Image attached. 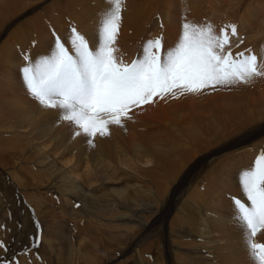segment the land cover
<instances>
[{"label":"rangeland","instance_id":"1","mask_svg":"<svg viewBox=\"0 0 264 264\" xmlns=\"http://www.w3.org/2000/svg\"><path fill=\"white\" fill-rule=\"evenodd\" d=\"M11 1L0 0V61L3 60L2 64L6 65H0V106L14 110L12 113L7 111L10 113L7 116L9 124L5 122L0 130V225L4 226L0 228V241H5L9 247L6 255L0 252V261L6 264H14L17 260L18 264H222L216 249L226 247L225 251H221L223 254L235 234L244 235L239 227L241 225L234 218L232 199L238 197L246 206L249 203L242 194L240 174L252 169L256 158L264 154V107L250 104L252 101L248 97H252L250 93H255L260 87L262 78H255L249 84L218 86L204 89L199 94H188L185 99L195 95L200 109L207 112L204 114L209 117L205 118L208 120L206 130L201 129L199 124L189 123L185 109L181 112H158L150 121V104H146L132 109L131 118L123 121V127L109 125V135H97L91 138L92 144H89V137L74 135L78 130L61 120L58 110L45 111L26 93L20 74L25 65L21 53L29 54L32 61L50 55L54 49L53 31L71 53V27L77 28L90 47L95 49L98 24L111 5L107 0H81L83 4L75 7L80 15H74L60 0H17V10L13 12L8 9ZM149 1L143 0L145 6L153 5L154 10L149 11L152 15L139 23V26L143 25V31L128 40L125 46L120 40L124 27L120 26L121 35L118 34L114 47L117 49L115 56L124 64H131L142 56V46L149 40L161 38L163 50L173 49L182 35L184 23L211 25L210 21L220 12L217 14L220 15V24L213 25L219 35L220 30L228 25L241 26L240 21H234L236 18L254 19L251 13L254 5L237 14L235 0H215V3H211L213 0H179L177 8L181 18L174 23L170 13L172 11L173 14V2L176 0H155V4L153 0L152 3ZM232 2L235 3L232 6L236 14H232ZM84 4L87 8L82 9ZM197 4L196 15L193 18L190 15L191 20L188 17L187 22L190 9ZM228 4L231 8L227 7ZM53 5L58 6L50 9ZM216 6H222V11ZM135 7L137 5L132 0H125L121 15L135 13ZM157 7H160L159 10ZM213 8H216L215 11ZM228 31L230 35V29ZM241 40H233L228 46L231 50L226 47L224 51L236 49L248 54L251 50L260 63L264 51L253 46L241 49L245 43ZM234 51L232 54L236 56ZM260 66L264 70V65ZM262 82L264 89V80ZM11 88L22 94L10 95ZM258 91L262 90L259 88ZM219 92L225 95L235 93V101L226 100L228 102L225 103L224 100V103L241 108L238 111L229 109L226 124L211 115L215 111L210 112L211 103L215 100L213 96ZM23 94L35 106L28 127L20 126L15 114L16 110L27 109V106L20 105L25 103L18 98ZM170 98L169 102L166 101L168 97L164 98V103L178 100ZM156 99L151 103L153 107L161 100ZM193 119L197 121L195 116ZM9 126L13 128V139L3 134L10 132L5 130ZM143 133L151 139L156 138L161 144L154 147L158 155L153 152L148 156L151 165L133 162V168L128 169L115 163V151L122 154L129 152V158H132L134 148L145 155L150 152V144H145V141L142 145L137 144ZM127 134L136 135V147H128L122 139ZM16 136H20L21 142L12 147L14 142L11 140H15ZM171 137L181 138L182 144L175 147ZM197 138L207 139L205 150L199 149ZM39 147H44L45 151L40 152ZM77 152L81 153V158H73L72 164L74 160L76 164H84L88 160L96 167L93 172L95 179L87 184V192L78 183L70 182L63 176V171L52 165L56 160L61 164L60 158L69 157L66 154ZM105 169L107 173H103ZM218 213L223 217H219ZM218 217L226 220L224 222L228 225L220 233L211 223ZM229 225H236L238 231L233 232V226ZM262 236L264 229L252 238L253 242L264 243ZM37 242L38 247H33ZM86 256L88 258L84 259Z\"/></svg>","mask_w":264,"mask_h":264},{"label":"snow or ice","instance_id":"2","mask_svg":"<svg viewBox=\"0 0 264 264\" xmlns=\"http://www.w3.org/2000/svg\"><path fill=\"white\" fill-rule=\"evenodd\" d=\"M107 2L111 7L98 24L95 49L71 27V53L54 31L50 55L32 61L29 54L21 53L25 65L20 74L26 93L42 108L58 110L59 118L78 130L74 135L89 137V144L97 135H109V125L123 127L132 109L153 103L155 98L199 94L207 88L249 84L264 77L251 50L236 56L224 51L231 44L230 37L238 35L236 25L222 28L217 35L210 24L184 23L173 49L163 50L161 38L149 40L142 46V56L124 64L115 56L114 45L125 0ZM239 182L249 203L246 206L240 198H232L234 218L244 230L254 264H264V243L252 239L264 229V154L256 158L252 169L242 171ZM7 251L8 244L0 241V252L6 255Z\"/></svg>","mask_w":264,"mask_h":264},{"label":"bare ground","instance_id":"3","mask_svg":"<svg viewBox=\"0 0 264 264\" xmlns=\"http://www.w3.org/2000/svg\"><path fill=\"white\" fill-rule=\"evenodd\" d=\"M133 1V3H134V5H137V8L135 7L134 9H135V13H132V12H130L128 15H122V19H121V22H120V26L123 28L124 27V29H121V30H123V34H122V38H120V40H121V43H122V45H127L128 44V40L130 41V40H132V39H134L137 35H139V33H140V31L142 30L143 31V29L141 28V26H143V25H141V26H139V23L140 22H142L143 20L145 21V18L146 17H150V15H152V13L150 14V10H152L153 8L151 7V6H153V5H151L150 6V3H149V6L150 7H148V6H145V0H144V2H143V0H132ZM152 1V0H151ZM151 1H149V2H151ZM163 1V0H162ZM169 1V0H168ZM215 0H213V2H211V3H215L214 2ZM217 1V0H216ZM232 1V0H231ZM60 2L62 3V5H64V7L65 8H67V10H69V12L70 11H72L73 13H74V15H80L79 13V10H75V7H77L76 5L78 4L79 6L80 5H82L83 4V2L81 1V0H60ZM87 2V1H86ZM155 0H153V4H155ZM209 2V1H208ZM219 2H221V1H219ZM234 2V1H233ZM233 2L231 3V6H232V4H233ZM235 2H236V8H234L233 6H232V11H233V8L235 9V11H236V13L237 12H243L244 13V10H242V9H246V7H251L252 5H254V9L252 10V17H254V19L253 20H251L250 18H248V19H245V18H236V19H234V21L235 22H237V21H240L241 22V26H238V25H236V27H237V30H238V37L237 38H235L234 39V37H232V39H231V42H234V41H239V40H241L242 39V41H244L245 43L243 44V46H242V48L241 49H246V48H249V49H251L252 48V46L254 47V48H256V49H259V47L261 48L260 50H262V51H264V0H240V1H237V0H235ZM152 3V2H151ZM170 3V2H169ZM174 3V11H173V14H172V11H171V13H170V15H172V17L170 16V19H172L173 20V22L174 23H176L175 22V20L176 21H178L181 17L179 16V15H181V14H179V10H178V8H177V6L178 5H180L179 4V0H176V1H174L173 2ZM200 3V2H199ZM210 3V2H209ZM227 3H229V2H227ZM157 4V3H156ZM166 4H167V2H166ZM171 4V3H170ZM230 4V3H229ZM229 4L227 5V7L229 8L230 6H229ZM59 5V4H58ZM58 5H53L54 7H52V8H50V9H54V8H56ZM146 5H148V2L146 3ZM173 5V4H172ZM195 5V4H194ZM198 5L199 4H197L196 6H195V8H193V9H190V11H189V15H187V17H186V19H187V22L189 21L188 20V17L190 16V15H192V18L196 15V9H197V7H198ZM211 5V4H210ZM214 5V4H213ZM212 5V6H213ZM215 5H220V4H215ZM214 5V6H215ZM221 5H222V2H221ZM224 5V4H223ZM222 5V6H223ZM233 5H235V3L233 4ZM17 6H18V2H17V0H12L10 3H9V6H8V9H9V11H11V12H13V11H16L17 10ZM158 6V5H157ZM159 6H160V4H159ZM216 6V8H217V10H218V8H220V10L222 11V6L221 7H217ZM256 6H259V8L258 7H256ZM144 7V8H143ZM190 7V6H189ZM201 7V6H200ZM225 7V6H224ZM223 7V8H224ZM79 8V7H78ZM84 8H87V6H85V4H84V6H83V8L82 9H84ZM125 8H127V5L125 6ZM158 8V7H157ZM160 8V7H159ZM159 8H158V10H159ZM182 8V7H181ZM215 8V9H216ZM228 8L226 9L225 8V10H227V11H229L228 10ZM231 8V7H230ZM258 8V9H257ZM214 9V8H213ZM215 9H214V11H215ZM256 9V10H255ZM154 10V9H153ZM152 10V11H153ZM169 10V9H168ZM219 10V11H220ZM231 10V9H230ZM151 11V12H152ZM161 11V10H160ZM207 11V10H206ZM148 12V13H147ZM165 12H166V10H165ZM170 12V11H169ZM168 12V13H169ZM186 12V11H185ZM199 12V11H198ZM223 12H225L224 10H223ZM124 13H125V11H124ZM144 13H147V14H149V15H145ZM210 13V12H209ZM219 14H221L220 12H218ZM217 13V14H218ZM234 11H233V13L232 14H236ZM246 13V12H245ZM60 14V13H59ZM58 14V15H59ZM202 14V13H201ZM208 14V13H207ZM214 13H212V15H213ZM216 14V16H215V18H214V20L213 21H210L211 22V26L213 27V25L216 27L217 26V24L219 25L220 24V22H219V16L220 15H217ZM226 14H228V12L226 13ZM238 14V13H237ZM242 14V13H241ZM240 14V15H241ZM167 15V14H166ZM215 15V14H214ZM224 15V14H223ZM222 15V16H223ZM250 15V14H249ZM163 16V15H162ZM168 16V15H167ZM186 16V15H185ZM221 16V17H222ZM232 16V15H231ZM243 16V15H242ZM209 17V16H208ZM244 17V16H243ZM176 18V19H175ZM190 18V17H189ZM210 18V17H209ZM71 19V18H70ZM190 20H191V18H190ZM222 21V20H221ZM233 21V22H234ZM172 22V21H171ZM192 22V21H191ZM190 23V22H189ZM193 23H194V21H193ZM228 23V22H227ZM143 24H144V22H143ZM233 24V23H232ZM38 25V24H37ZM40 25V24H39ZM38 25V26H39ZM172 25H174L173 27H176L175 26V24H172ZM177 25H178V27H179V24L177 23ZM201 25H202V23H201ZM204 26V25H203ZM225 26V25H224ZM223 26V27H224ZM219 27V26H218ZM222 27L220 26V29H221ZM147 30V29H146ZM178 30V29H177ZM119 31H120V29H119ZM95 32V31H94ZM146 32V31H145ZM177 33V32H176ZM215 33H216V31H215ZM119 35H121V34H119ZM180 35V34H179ZM145 36V35H144ZM181 36V35H180ZM241 37V38H240ZM119 39V38H118ZM117 40V39H116ZM234 40V41H233ZM118 42V41H117ZM243 43V42H242ZM237 44V43H236ZM118 45H120V44H118ZM232 45V44H231ZM239 45V44H238ZM237 45V46H238ZM245 45V46H244ZM116 47V46H115ZM119 47V46H118ZM127 47V46H126ZM239 47V46H238ZM229 48V47H228ZM227 48V49H228ZM234 48H236V46L234 47ZM226 49V50H227ZM230 50H231V48H229ZM228 49V50H229ZM255 49V50H256ZM229 50V51H230ZM235 50V51H234ZM233 51H234V53L236 52V54L237 53H240V52H238V51H236V49H234ZM254 50V51H255ZM232 51V52H233ZM239 51H240V49H239ZM245 51V50H244ZM242 52H243V50H242ZM258 52H259V50H258ZM260 53V52H259ZM262 53V52H261ZM260 53V54H261ZM260 54H259V56H260ZM261 62L259 63L260 65H264V53H262L261 54ZM3 61V60H2ZM2 61H0L1 63H0V65L2 64ZM2 66H6L5 65V63H3L2 64ZM10 66V65H9ZM260 78H262V80H264V77H258L257 79H260ZM262 80H260V81H258V83L259 84H261V85H263V82H262ZM258 84V85H259ZM261 85H259L260 87V89L262 90V91H258V87L256 86L255 88L257 89V91L255 92V93H250L251 95H252V97H250V96H248L249 98H251L250 99V101H252V103H250V104H254L255 106L256 105H260V106H262L263 105V107H264V89H262V87H261ZM12 89V88H11ZM253 89V88H252ZM1 90V89H0ZM255 91V90H254ZM9 93H10V95H12V96H14V95H19V94H22V92H19V91H17V89H12V91H9ZM234 95H235V93H234ZM234 95H233V93L231 94V93H229V95H225V93H221V92H219V93H217V94H214V96H213V98L215 99L214 100V102H212L211 104V106H212V108L210 109V112H211V110H212V112L213 111H215L214 113H211V115L212 116H215V117H217V119H221V121L224 123V124H226L227 122H226V120H225V117H226V114L227 113H229V109L231 110V111H233V110H236V111H238V110H240L241 108H239V107H236V105H232V104H229V106L228 105H226L225 103L226 102H228V101H226V100H229V101H235L234 100ZM188 96V94L187 95H179L178 94V98H173L174 99V101L176 100V99H178L177 100V102H172L171 101V103H169V104H165L164 102H165V100L163 101V99H161L162 101H163V103L162 104H160L161 102V100H159L158 98V102H160L159 104H158V102L156 103V106L155 107H153L152 105H151V103H150V105H148V109H149V116H150V121L151 120H154V118H155V114H157L158 112H161V113H166V112H168V111H171V112H177V111H180L181 112V110H183V109H185V110H187V116H188V119H189V123H194V124H199V126L201 127V129H203V130H206L207 129V124H208V120H205V118H207L208 116H205L206 114H207V112H203L202 111V109H200V106L197 104V101H196V99L194 98L195 97V95H193V96H191V95H189V99H185L186 97ZM190 96H191V98H190ZM198 96V95H197ZM1 97V96H0ZM19 98V100H21V101H23L25 104H23V103H20V105L21 106H27V109H23V108H21L19 111H17L16 110V113L15 114H17V117H16V119H18V124L20 125V126H24V127H28L29 126V119L30 120H32L31 119V117H33V115H34V111H35V106H34V103L30 100V98L29 97H27L26 96V94H23L21 97H18ZM188 98V97H187ZM238 98V97H237ZM156 99V100H157ZM183 99H185V100H183ZM167 100H171V98L169 99V96H168V99H166V101ZM224 100H225V103H224ZM249 101V102H250ZM167 102H169V101H167ZM208 103V102H207ZM158 104V105H157ZM210 106V107H211ZM153 107V108H152ZM262 107V108H263ZM152 108V109H151ZM251 108V107H250ZM252 108H254V107H252ZM7 111H10V113H12V112H14V110H12L11 111V109H7L6 107H4V106H0V130H2L3 128H2V126L4 125V123L6 122L7 124H9L8 123V117L7 116H9L10 115V113L9 112H7ZM45 111H47V109L45 110ZM44 111V112H45ZM247 111V110H246ZM51 112V111H50ZM251 113V112H250ZM205 114V115H204ZM214 114V115H213ZM45 115V114H44ZM50 116H51V113H50ZM195 116V119L197 120V121H194V119H193V117ZM234 118V117H233ZM207 119H209V117L207 118ZM235 119V118H234ZM261 119V118H260ZM153 122V121H152ZM251 122V120H249V122L248 123H250ZM187 129V128H186ZM5 130H9L10 132H4L3 134H6V135H10L11 137H12V139H13V137H15L14 136V134H13V128H12V126H9V127H6L5 128ZM65 136V134H63V137ZM17 138H15V140H11V141H13L14 143L12 144V147H14V146H17L20 142H21V138H20V136H16ZM67 137V136H66ZM67 138H69V137H67ZM125 142H126V144H128V147H136V145H135V140H136V135H133V134H127V135H125V136H123V138H122ZM8 141V140H7ZM10 141V142H11ZM145 141V144H150V152L148 153V154H143L141 151H136L135 150V148L133 149V151L131 152L132 153V158H135V159H132V158H129L128 157V154H129V152H126V153H124V154H122L121 152H114V155H115V158H116V162L115 163H118V164H120L121 166H123V167H126V168H133V166H132V163L133 162H135V163H137V164H139L138 162H140L141 163V165H147L148 163L150 164L151 163V160L148 158V156H151L152 154H153V152H156V155H158V150L157 149H155L154 147L155 146H161V144L159 143V141L156 139V138H153L152 137V139L147 135V134H145V133H143L142 135H141V138H139L138 139V142H137V144L138 145H142L143 144V142ZM170 141L172 142V144H175L174 146L175 147H179L181 144H182V139L180 138V140H178V139H176V138H174V137H171L170 138ZM10 142H8V143H10ZM5 144H7V143H4V145ZM125 144V145H126ZM196 144L197 145H199L200 146V148L199 149H206L207 148V146H208V141H207V139H200V138H197L196 139ZM2 145H0V147H1ZM40 149V152H44L45 150V148L44 147H39ZM147 150H149L148 148H147ZM146 150V151H147ZM187 155H190L188 152H185ZM66 156H69L68 158H60L61 160H60V162H61V164L59 163V162H57V160H56V162L55 163H53L52 165H55L56 166V168L58 169V171H63L64 172V177L65 178H67V179H69L70 180V182H72L73 184H76V183H78L79 184V186H80V188L81 189H83V190H86V191H84V192H87V189L89 188V186L87 185L88 183H90V181H92V180H94L95 178H94V176H93V172L95 171V166H93L91 163H90V161H86V162H84V164H83V162H81L80 164H76V160H74L75 162L72 164V162H73V158H77V159H80L81 158V153L79 152H77V153H75V154H73V153H71V154H66ZM244 158V157H243ZM63 162V163H62ZM101 163H103V162H101ZM83 164V165H82ZM136 164V165H137ZM241 164V163H240ZM141 165H138V166H140L141 168L143 167V166H141ZM151 165V164H150ZM107 169H105L104 171H103V173H107V172H105ZM62 172V173H63ZM60 175H62V174H60ZM227 176V175H226ZM59 177V176H58ZM63 177V178H64ZM106 177V176H105ZM62 178V179H63ZM60 179V178H59ZM110 179V178H109ZM108 179V180H109ZM64 182H66L65 180H63ZM219 182V181H218ZM216 185V184H215ZM67 187V186H66ZM213 187V186H212ZM71 188V187H70ZM71 189H73V188H71ZM115 190H117V189H115ZM79 192V191H78ZM81 192V191H80ZM97 193V192H96ZM84 194V193H83ZM100 194V193H99ZM98 194V195H99ZM103 195V194H102ZM108 195V194H107ZM117 195V194H116ZM121 195H122V193H121ZM105 196V195H104ZM92 197V196H91ZM96 197V196H95ZM102 197V196H101ZM109 197H110V195H109ZM108 197V198H109ZM124 197V196H123ZM94 198V197H93ZM103 198V197H102ZM108 198H106V199H108ZM115 198V197H114ZM95 199V198H94ZM103 200V199H102ZM111 201V200H110ZM104 202V201H103ZM105 203V202H104ZM107 204V203H106ZM109 204H112V203H110L109 202ZM108 204V205H109ZM126 204V203H125ZM104 210H105V208H104ZM99 213V212H98ZM106 213V212H105ZM221 214V213H220ZM95 215V214H94ZM218 215H219V213H218ZM101 216V215H100ZM114 216V215H113ZM223 217V215H219V217ZM219 217H218V219H216V220H213V221H211V223L213 224V226L216 228V231L217 232H219L220 233V231L221 230H224V229H227L228 228V225H226L225 224V222L224 221H226V220H222V219H219ZM231 219V218H230ZM228 220V219H227ZM92 222V221H91ZM89 223H90V221H89ZM229 223V222H228ZM231 224V223H230ZM92 226V225H91ZM229 226H233V229H234V231L233 232H235V230L237 229V231H238V228L236 227V225H229ZM240 227V230L244 233V230L242 229V227L241 226H239ZM229 229H231V228H229ZM94 230L95 229H93V232H94ZM232 232V231H231ZM98 236V235H97ZM261 239L263 240L264 239V236H262L261 237ZM255 240H257V239H255ZM218 241H220V240H218ZM217 241V242H218ZM207 242V241H206ZM101 243V242H100ZM48 244V243H47ZM58 246V245H57ZM225 246V245H224ZM48 249V248H47ZM222 249L225 251L226 250V247L224 248H217L216 249V251L217 252H219V255L220 256H218L219 258H221V262H222V264H254V261L251 259V257H250V255H249V253H248V251H247V249H246V244H245V239H244V235L242 236V234H235L234 235V238H233V240H232V242H230V244H229V246L227 247V252H225V253H223V254H221V251H222ZM245 249V250H244ZM52 251V250H51ZM102 252V251H101ZM105 252V251H104ZM103 252V253H104ZM86 253V252H85ZM88 253V252H87ZM102 254V253H101ZM100 254V255H101ZM106 254V253H105ZM104 255V254H103ZM103 257H105V256H102V258ZM85 258H88V256H86V257H84V259ZM100 258V257H99ZM98 258V259H99ZM109 258V257H108ZM105 259H106V257H105ZM181 259V258H180ZM88 260V259H87ZM87 260H85V261H87ZM101 260V259H100ZM99 263H100V261H98ZM103 262V261H102ZM144 262V261H143ZM95 264V263H94ZM101 264V263H100Z\"/></svg>","mask_w":264,"mask_h":264}]
</instances>
